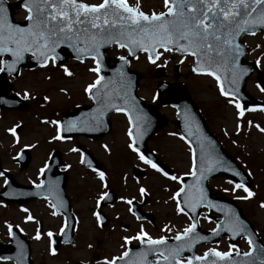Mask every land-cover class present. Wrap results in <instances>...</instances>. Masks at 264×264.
<instances>
[{"label":"snow or ice","instance_id":"snow-or-ice-1","mask_svg":"<svg viewBox=\"0 0 264 264\" xmlns=\"http://www.w3.org/2000/svg\"><path fill=\"white\" fill-rule=\"evenodd\" d=\"M22 7L26 13L24 26L13 23L9 18L8 9L5 6L6 0H0V73H15L19 75V66L27 58L31 57L38 63L41 68L48 67L51 63L57 66L59 56L57 49L61 45L73 49L76 58L83 63L85 58L91 59L95 63V67H90L88 71L96 75V79L89 83L84 91L89 93V98L95 101L98 107L94 110L97 115L92 117L97 126L101 123V117L106 109L124 113L128 117L129 125L127 136L129 142L127 148L143 164L150 166L157 173L165 176L172 181H180L181 178L175 175H169L156 162L146 157L137 146V141L142 138L143 124L147 122V118L143 115L136 103L135 98L131 97L128 90L129 85L124 80V73L120 72L119 89L110 88L113 81H105L100 75L101 71V53L100 49L104 45L115 44L119 48L127 49L128 56L135 57L137 51L147 55L150 63L155 64L163 53H179L182 56L193 57L194 67L193 73L208 75L213 77L219 87L220 95L227 98V103L234 104L237 110V116L243 117L245 111H255L256 109H245L236 99V86L243 74L248 70L240 68L239 60L244 54V46L238 42V38L242 35H256L257 30H264V0H163V11L145 13L140 9L139 0L134 5H130L128 0H101L98 4L84 3L83 0H21ZM257 48L260 45L256 46ZM162 50V51H160ZM119 59L125 64L128 60L125 56ZM181 63L183 61H180ZM256 65L260 64V60L255 61ZM59 67L63 73L71 77L73 73L68 67L61 62ZM232 85L226 89L225 84ZM257 87H260L257 85ZM264 92V88H260ZM63 91V90H62ZM19 95V94H17ZM29 92L23 93V98L28 99ZM119 99L123 106L115 102ZM264 111V108L260 109ZM135 113V117H133ZM49 123V121H44ZM51 124L56 126V134L53 140H62L65 137L62 132H71L77 129L75 121H69L67 127H63L59 121L52 120ZM247 124L251 126V121ZM20 125H16L7 129L14 139L19 142L17 129ZM257 130L264 133V127L255 125ZM83 130V129H80ZM93 130V129H89ZM236 130H241V125H236ZM180 139H184L183 136ZM108 151L107 145L104 146ZM71 151H79L72 148ZM192 153L191 175L195 180L193 185H184L171 196L176 202V211L184 215H188L185 209L195 212V209L201 205L204 207H216L212 201L207 200L204 190L200 187V181L205 179V173L214 170L215 165L220 163L218 158H214L212 154L201 144V163L199 166V175H197V163L195 149L190 147ZM22 158V157H21ZM15 159V158H14ZM85 158L81 153V163H85ZM92 172L98 175L101 187L107 188V178L104 171H98L92 166L91 161H87ZM48 168V164L39 169L40 174H44ZM5 172L0 171V176H4ZM234 175L239 176V172ZM5 184L8 180L5 179ZM231 184L232 181H229ZM45 181L41 180L36 184V188H42ZM53 182H49V190L51 192ZM236 189H242L246 195L240 199H250L255 194L245 184L236 183ZM139 194L144 196L146 189L140 187ZM183 195V204L178 197ZM109 193L103 192L96 201L99 206L100 201L108 198ZM48 200V197H44ZM128 205L133 204L132 199L124 201ZM49 207L52 209V215H58L57 209L63 208V202L57 200L55 203L49 201ZM264 208V202L260 204ZM130 212L131 208L128 209ZM28 213V209H22ZM133 215H136L134 212ZM92 215L96 221L102 224L101 214L93 211ZM226 220L221 224L218 223L213 229L214 235H219L220 231H228L236 235H243L245 232L244 224L234 215L226 213ZM207 219V217H206ZM31 214L26 216V221H33ZM68 227L67 218L64 226L60 228V233ZM197 223L192 218V223L183 229L182 232L176 233L174 239L182 242L175 246H169L165 236L152 238L143 228L135 236L123 237L125 250L116 257L105 259L103 264H118L124 261L125 264H236L232 259L233 250L239 254V249L230 245L228 251H218L215 248L207 250L203 255H193L190 257H182V253L187 250L191 251L193 243L197 240H205L206 237L195 236ZM171 231L165 225L162 231ZM8 236L15 239L13 225H7ZM48 237L50 243V254L56 255V249L51 247L55 241L52 240L53 233L48 231L44 234ZM41 232L37 229L34 239L41 240ZM138 241L141 245L147 244L148 248L141 251L136 259H126L130 256L129 250L125 247L131 241ZM251 247L253 241L251 238L247 240ZM19 245V242H17ZM22 248V245H19ZM149 254L155 257V261L148 259ZM245 257L251 255V252L243 253ZM22 257V254H21ZM214 258V259H210ZM5 259H11L6 257ZM20 264V260H18ZM254 264V262H249ZM259 264H264V259L259 260Z\"/></svg>","mask_w":264,"mask_h":264},{"label":"rangeland","instance_id":"rangeland-1","mask_svg":"<svg viewBox=\"0 0 264 264\" xmlns=\"http://www.w3.org/2000/svg\"><path fill=\"white\" fill-rule=\"evenodd\" d=\"M8 1L15 3L18 0ZM131 1H134L133 5L136 2V0H128L130 3ZM83 2L98 4L101 0H83ZM139 3L140 9L148 13L164 10L163 0H139ZM25 15L26 13L23 10L15 12L17 21H24ZM244 43L248 47L245 58L254 63L257 59L260 60L258 65L260 71L254 72L248 78L246 90L262 105L255 111H245L243 117H238L234 104L227 103V98L220 95L217 82L212 77L202 76L200 78L193 76L190 69L192 59L188 57L181 58L173 53H163L158 63L151 65L147 58L142 56L134 62L132 68L142 75L138 94L147 99L148 102H157L158 99L155 85L160 77L152 73L156 66L166 67L165 78L167 80L180 81L185 85L186 91L193 97L204 116L209 130L218 138L224 149L252 176V184L249 189L255 195L250 199H240L246 193L242 189H236L234 181L227 178H215L211 181L210 187L213 194L230 198L236 202L264 242V208L260 207V204L264 202V133L259 132L255 127V125L264 127V111L260 110L264 108V92L260 90L262 87L259 82L260 80L264 82V31L255 36L246 37ZM257 45H260V47L257 48ZM124 55H126L124 50L116 48L110 53L112 58ZM177 65L180 67L178 80L175 79L174 74ZM66 67L73 73L71 77L66 76L62 68L53 66L51 63L47 68H38L32 71L23 70L19 76L14 78L13 91L10 94L23 98V93L25 91L29 92V98L25 99L27 102L26 107L20 110H0V153L4 154L5 157H9V149L13 151V154L18 149L21 150L27 146L31 150L32 160L29 168L27 171L19 173L21 178L18 177V179L22 184L27 185L30 181L29 176H34L37 167L43 163V156L50 147L48 142H52V137L56 131L55 126L50 122L60 120L63 113L73 111L77 104L88 102L86 100L88 93L84 91V88L96 79V75L88 71L90 67H94V64L92 62L69 63ZM257 85L260 87H257ZM40 98L44 99L42 104L38 102ZM243 107L245 109L251 108ZM160 110L165 115L166 122L159 132V136L151 140L149 147L158 151L159 155L174 169L176 176L181 178L183 175L189 174L191 170L190 147L180 139L181 136L176 129L174 111L170 107L164 106H160ZM44 121H49V123H44ZM248 121H251V126L247 124ZM237 124L241 125L239 132L236 130ZM16 125H22L21 129L17 131L18 143L14 142L13 137L7 131V129ZM126 125L122 118L115 117L112 133L96 144L100 157L111 174L112 171L119 169L122 163L121 156L128 153L126 145L129 139L127 133H125ZM77 142H80V140L75 139L73 143ZM73 143L64 142L60 148L68 149ZM88 145L91 146L92 144ZM105 145L109 149V145L112 146L113 157L108 158L109 156H106L107 153H110V150L104 152L100 149L104 148ZM147 175L146 184L149 185L148 189L152 192L151 200L153 204L159 203L154 206V209H158L159 214L158 227L159 223L165 227L171 220L176 219V202L171 199V196L179 189L180 181L165 179L152 171H149ZM229 181H232V183L230 184ZM157 182H159V191L156 190L157 187L155 186ZM1 185H4L2 179H0ZM79 206H81V209L86 207L84 204H79ZM25 208L29 210L28 213L22 211ZM46 209L44 202L18 205L0 200V245H6L8 242L7 225L11 224L13 228H19L26 238L33 241L32 258L34 264H62L67 260L71 264L75 262L87 263L89 261L93 263V259L96 258H94V250L89 248V245L95 244L94 241L98 235L92 228L95 222L91 217V212L88 211L87 214H82L83 224L81 231L78 232L81 238L88 241L87 244H79L78 251L63 248L57 253L56 257H51L48 251V240L44 234L46 230L53 229V232H55L60 228V220L56 217H50L49 211ZM28 214L34 217L33 221H26ZM204 215L207 216L206 211H204ZM210 223L206 220L203 221V224L209 228L213 226ZM39 224L44 227L43 231L40 230L42 238L37 241L34 236ZM183 224L186 225V223ZM181 228V224L177 221L174 232L179 231ZM84 236L86 237L84 238ZM221 244L229 248L226 240L222 241ZM237 244H240L241 250H245L248 246L245 241ZM115 252L120 253V249L118 248L116 251V249L108 247L105 252L106 259Z\"/></svg>","mask_w":264,"mask_h":264},{"label":"flooded vegetation","instance_id":"flooded-vegetation-1","mask_svg":"<svg viewBox=\"0 0 264 264\" xmlns=\"http://www.w3.org/2000/svg\"><path fill=\"white\" fill-rule=\"evenodd\" d=\"M133 3L134 1H131L130 4L133 5ZM105 138L90 139L88 137L77 136L73 139L80 140V142L73 144L68 149H60L58 147L59 145H49L50 147L43 157V166L45 164H49L51 160L52 165L54 164L58 166L55 170H53L52 168L50 170V174L56 175L55 173L57 172L52 196L62 200H69L71 209L73 210L77 219L76 230L80 227L78 218L85 209L90 212L97 211L101 213L102 224L98 223L95 219V231L97 232L98 237L94 241V248L99 260H102V258L105 256V252L108 247H112L116 249V251L119 247L125 250L124 247H121V245L123 244V237L135 236L140 232L141 228H143L145 232L146 229L152 228L155 225L157 216L159 217L158 209H153L157 204H152V200L148 195L147 189L149 185H147L146 182H143L147 169L141 164H138V162L133 159V156L131 154H126L123 162L119 167L120 170L117 168L116 170L112 171L111 174L109 168L104 165V162L101 159L96 146L97 143L101 142ZM88 144L92 145L89 146ZM72 148H76L79 151H71ZM100 149L105 152V148ZM108 150L110 149L108 148ZM84 152L88 153V155L86 156L87 160L91 161V159H93L95 165L97 166L96 168L105 172L108 184L107 188L101 187V183L98 181V175L93 173L90 168L85 167L84 163H81V153L83 154ZM14 156L15 155L12 154L11 157H5L4 154L0 153V162L1 166H3L11 174V176L13 178H16L19 182L21 176L19 172L15 170V167H18L13 162L11 163ZM106 156H109L108 158H110L114 155L110 150V153H107ZM133 166L136 167V170L133 169ZM31 178L34 179V177ZM36 178H39L38 171ZM0 179L5 181L3 177H0ZM33 182L38 183L36 182V180H33ZM3 186L4 185L0 186V190H2ZM155 186L157 187L156 190H158L159 182H157ZM140 187L146 189V194L144 196H141L139 194L138 189ZM108 190L114 191V195H112L110 198V200H113L115 198L114 201L112 203H109L108 205H101L100 201L99 206H97L96 201L98 200L99 196L102 195L103 192ZM127 199H132L133 204H126L124 201ZM45 201L49 206V200ZM79 204H84L86 207L81 209V206H79ZM63 205L67 207V204L65 202H63ZM133 207L139 210L141 213H146V218H149V215H151L153 223L147 220H138L137 216L132 214ZM129 208L132 209L131 212L128 210ZM157 223L154 226L153 230L157 228ZM63 225L64 220L61 226L63 227ZM162 229L163 226L161 225V223H159V233H155V238L164 236L162 234ZM148 235L151 236L150 234ZM171 237L174 236L171 235L166 238ZM85 240L86 239L79 237L75 232V244H87L88 241ZM139 244L140 243L138 241L133 240L129 245L125 247L127 249L129 247L135 248ZM62 246L67 245L62 244L60 247ZM223 248L224 247L221 244L220 247L217 248V250L224 252ZM209 249H211L210 246H200L197 248V254L203 255ZM114 254L115 253H113L112 257L117 256H114ZM151 260H155V258L151 257Z\"/></svg>","mask_w":264,"mask_h":264},{"label":"water","instance_id":"water-1","mask_svg":"<svg viewBox=\"0 0 264 264\" xmlns=\"http://www.w3.org/2000/svg\"><path fill=\"white\" fill-rule=\"evenodd\" d=\"M5 6L8 9L9 18L11 19L13 23H16L14 21L13 14L10 12V9H9L11 5L6 1ZM17 8L23 9L21 0H19V3L17 4ZM16 24L24 26L26 22L16 23ZM260 31L261 30H257L256 33ZM243 36L244 35H242V37ZM242 37L238 38V42H240ZM113 45L114 44L104 45L100 49V53H101V71L100 72H102V76L105 78V81L115 82L114 84H110V88H115V89H119L120 87V79H121L120 72H123L124 75H126L124 77V80L125 82H128L127 83L129 85L128 90L130 92L131 97H133L135 89H136V82L138 81L139 77L135 73L134 74L129 73L128 67H129L130 59L136 58L139 51H137L135 57L129 56L127 58L128 60L127 64H125L121 60H118L115 64V67L111 68V67H108V62L106 60V53ZM56 51L59 56V60L57 61V63L62 62L65 58L69 56L73 57L74 59H77L76 53L73 51V49L67 47L66 45H61V47L58 48ZM245 53H246V47L244 46V54L240 57V60L238 63H239L240 68L247 69L248 71L241 76L238 82V85L236 86L237 93H238L236 95V98L243 104L250 105V106H258V103L245 91V84H246V80L248 79L249 75H251L253 71L258 70L259 68L256 64L244 60ZM22 66H27L26 59L22 62L19 68ZM31 67L35 68V67H40V66L38 65L36 61L32 59ZM262 86L264 88V82H262ZM225 87L226 89H228V88H231L232 85L226 83ZM158 92L166 96V101L168 104H172L178 109V116H177L178 128L182 132L185 139L193 146L196 152L197 175H199L198 170H199V166L201 163V144L202 143L205 146V149L209 151L214 158H218L220 161L218 165H215L214 170L210 173H205L206 178L200 181V187L203 188L206 199L212 201V203L216 205V207L209 208V209L210 211L217 213V214L222 213L226 216V213H227L228 215H234L236 217H239V219L243 222L244 228H245V232L243 233V235H236L235 238H233L232 233L228 231H226V233L233 240H236L239 237L240 238L245 237L247 240L248 238H251L253 241V244L251 246L250 256L245 257L243 254L239 253L238 255L237 254L233 255L232 259L236 262V264H249V262H254V264H259V260L264 259V245L260 241V238L257 235L256 231L254 230L253 226L242 216L241 210L237 208L232 201L214 199L211 196V191L208 186L209 181L218 175H224L227 177L235 178L237 182L243 183L246 186H250L251 182H250L249 177L247 176V174H245L242 171L239 165L224 151L222 145L218 142L216 137L210 132L204 119L202 118L201 114L198 112L191 98L185 92L182 85L180 84L165 85L164 83H161L158 86ZM115 102L117 104L122 103L118 98L115 100ZM146 110H147V115L145 116L147 118V122L143 124L144 134L142 138H140L137 141V146L139 147L140 150L147 153L150 159L156 162V159L154 158V156L148 150L146 151L145 144L147 140H149L151 136L157 133V131L162 127L163 119L157 113L156 109L153 108L152 106H148ZM100 119H101V123L99 126H97L95 122L91 120L90 116L87 117L85 119L86 132L96 137L103 136L108 131V127L106 125V122L104 121V115ZM62 126L65 128L67 127L66 121L62 123ZM89 129H93V130H89ZM235 172H239L240 175L239 176L234 175ZM182 183H183V186L193 185L195 184V180L193 176L190 175V176L183 178ZM41 189L42 188H39V189L37 188L36 191L38 193H41L40 192ZM24 192L27 195L30 194V192H27L25 190ZM24 196L20 198V199H23L20 201L24 202L26 201L24 199H28L27 197H24ZM183 199L184 197L182 195L180 197L182 204H183ZM201 207H204V206L201 205L197 207L196 209L198 208L200 209ZM186 210L189 211V214L191 215L192 218L193 217L195 218L196 223H197L198 213H193L191 210L187 208L185 209V211ZM208 235L213 236L214 234L213 233L204 234L203 237L207 238ZM205 240H201V241H205ZM17 242H19V245H22V248L18 245ZM9 247H12V252L8 255L0 254V258L5 259L6 257H11V259H8V260H13L15 259V257H18V256L21 257V254L23 257L24 255L23 244L18 238V235L15 234V239L11 240V244L9 245ZM26 263L28 264V262H22V264H26Z\"/></svg>","mask_w":264,"mask_h":264}]
</instances>
